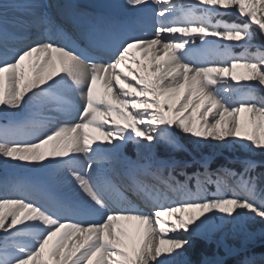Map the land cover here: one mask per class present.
<instances>
[{"label": "snow or ice", "instance_id": "obj_1", "mask_svg": "<svg viewBox=\"0 0 264 264\" xmlns=\"http://www.w3.org/2000/svg\"><path fill=\"white\" fill-rule=\"evenodd\" d=\"M126 4L120 28L94 27L81 47L62 20L70 0H0V117L40 108L38 120L30 113L0 125V157L21 167L62 166L86 198L54 201L39 185L0 182V264H175L216 220L264 223V163L245 158L239 170L212 169L206 157L155 154L161 143L183 150L173 129L197 145L264 153V97L251 91H264V46L249 51L256 32L264 36V0ZM150 10L152 34H137ZM20 40L30 42L12 52L10 42ZM197 40L218 59L196 57ZM129 144L135 160L124 154ZM79 155L84 171L75 167ZM121 222H135L134 231Z\"/></svg>", "mask_w": 264, "mask_h": 264}, {"label": "bare ground", "instance_id": "obj_2", "mask_svg": "<svg viewBox=\"0 0 264 264\" xmlns=\"http://www.w3.org/2000/svg\"><path fill=\"white\" fill-rule=\"evenodd\" d=\"M45 2L52 3L55 2V0H45ZM61 3H64V0H61ZM70 3L72 7H66V10L64 11V14L62 16V20L65 26L71 30L72 39L75 40L78 44L80 42L82 44H79L81 47H83V42L87 40L90 30H92L94 27H106L108 25H111L114 28H120L125 17L128 15L126 0H70ZM150 7L154 8V6ZM11 15L12 13H9V16ZM100 16H103L106 19L104 21H100L98 19V17ZM224 18L226 19V17ZM232 19L236 20L237 17L232 16ZM155 20L156 18L153 14V11L151 10L148 11L145 15L141 16L136 25L137 34L146 33L148 35H151L155 25ZM14 31H17L20 35L24 34L22 30L19 29H14ZM73 35L75 36L74 38ZM209 39L215 40L217 42V45L231 46L230 51L234 54L238 55L243 51V47L241 45H234L233 43H231V41H224L221 38L216 37H209ZM29 42L30 41L27 40L10 42L9 47L12 49V52H14L18 51L20 47ZM196 44L197 50L194 53L196 57L209 62L218 59V56L215 54L201 51L199 40L196 41ZM249 51L255 52L256 48L252 47L251 49H249ZM0 52H2V49H0ZM12 52L9 53V58H11ZM137 55L139 56L140 54L137 53ZM132 66L135 67V65ZM101 91H103V89H101ZM262 97H264V95H262ZM30 113L38 120L40 115L39 106L33 107L30 105L29 108L24 112H16L15 116H10L9 119L0 117V125H7L9 123V120L23 121L26 117L29 116ZM96 135L99 136L98 133H96ZM124 153L126 155V151ZM210 165L212 169L222 166L229 167L224 164L215 165L213 163H210ZM86 166V158L83 155H79L75 167H77V169L81 171H84L86 170ZM101 167L108 170L110 174L112 173L111 166L109 167L107 164H102ZM195 167H198V165H195L194 169ZM112 179L114 183H119L120 177L113 174ZM225 179L228 180L229 183H231V181L227 177H225ZM12 180H17L29 185H39L54 201H79L82 199H86L83 196V193L80 192L79 188L74 183L72 177L62 166H52L46 169L33 168L29 166L21 167L18 166L15 162L6 163L4 158L0 157V182ZM125 194L129 196V199L143 206L142 201L137 197H135L131 193ZM236 222H238V224L240 222V226L236 227L233 223H221V221L216 220L206 229H204L199 235L206 239L214 241L218 247H222L223 249L229 248L230 250H236L239 249L241 245L243 247L245 245L244 242H240L241 244L238 245L236 240V238L241 236L242 229H245L247 234L252 237L264 231V223H262L260 221V218L258 217L255 219L240 220ZM121 223L124 224L125 227L133 231L136 226L135 222ZM0 236H2V233H0ZM263 249L264 248L260 250L256 249L248 253L241 252V254L239 255L240 261L238 264H264ZM187 257L188 259L185 257V255L183 257H175V264H181V262L184 260H191L189 256Z\"/></svg>", "mask_w": 264, "mask_h": 264}, {"label": "rangeland", "instance_id": "obj_3", "mask_svg": "<svg viewBox=\"0 0 264 264\" xmlns=\"http://www.w3.org/2000/svg\"><path fill=\"white\" fill-rule=\"evenodd\" d=\"M64 2H65V0H64ZM232 16H235L236 17L235 14H226L224 17H226V20H234V19H232ZM231 43H233L234 45H238V44H236V42H231ZM253 44H254V47L255 48L264 46V42L258 43V42L253 41ZM261 50H264V47H261ZM238 72L245 73L246 70L243 69V68H241V69H238ZM252 83H255V82H252ZM245 91H249V89H245ZM251 91L254 92V94H255L256 97H261L260 94H264V91H262L260 88H254V89H251ZM172 131L174 132V134H175L176 138L178 139V141L180 142V144L183 145V150L184 151H187L186 149H188V148H186V146L184 145V143L180 140L179 133H181L184 136H187V135H185L182 132H179L178 130H175V129H173ZM188 137H190L193 141H195V139L193 137H191V136H188ZM199 145L201 147H204L207 150V153L204 154V153H201V151L190 150V152H188V155L191 158L190 162L191 161H199L202 157L209 158L210 163L212 161L211 159H217L218 157H222L224 159V161L231 162L233 160H237L235 158H238L237 157L238 156V153H242V154H244L245 156H247V157H249L251 159H256V158H253V156H255L257 154H264V153H260L259 151L249 152L246 147H242L239 144L229 145L227 147H223V146L217 147L215 145V142H213L212 144L203 143V144H199ZM159 147H163L164 149H168L169 152L177 151L175 149L170 148L168 145H166L164 143H161V144L157 145L156 148H155V154H156V156H157L158 148ZM128 149H131L134 154H133V156H128L126 154V156L129 157V158H131L132 160H135L136 159V151L137 150L131 144L127 145L124 148V152L126 150H128ZM107 165L109 167L111 166L109 164H107ZM217 168H220V167H216L214 169H217ZM238 170H239V168H238ZM191 171H193V170H190L189 172H191ZM210 190L212 192H214L215 191V188L212 187ZM233 224L236 227L240 226V222H239V224H238V222H233ZM195 238H200L201 240L204 241V243L206 245L211 246L212 247V250H213L212 255L205 256V257L202 258V260H201V263L202 264H204V262L206 260H211L213 262V264H223V263L226 264V261L227 260H230V259L236 260L235 263L238 264L239 263V257L238 256L241 254V252L248 253L250 251L256 250V248H258L260 246L261 247L264 246V231L258 233L256 236L252 237V236H249L247 234V232L245 231V229H242L241 230V236L238 237V238H236V240H237V244L238 245L241 244L240 242H244L245 245H244V247L241 245V247H239V249H236V250H230L229 248L223 249L222 247H218L217 244L214 241L209 240V239H206V238L202 237L199 234ZM187 256L188 255H187V252H186L185 257L188 259ZM189 261L191 262V264H197V263H195V262H193L191 260H189Z\"/></svg>", "mask_w": 264, "mask_h": 264}, {"label": "trees", "instance_id": "obj_4", "mask_svg": "<svg viewBox=\"0 0 264 264\" xmlns=\"http://www.w3.org/2000/svg\"><path fill=\"white\" fill-rule=\"evenodd\" d=\"M254 41L258 42V43L264 42V37L261 36L259 32H256V36H255ZM179 138L184 143L186 148H188V149H186L187 151L182 150V151L169 152L168 149H164L163 147H159L157 157H159L161 159L172 158V159H176L179 161H189L190 162L191 158L188 155V152H190V150L201 151V153H204V154L207 153V150L204 147L197 145L196 142L193 141L190 137L184 136L181 133H179ZM126 154L128 156H133L134 153L131 149H128V150H126ZM237 157L238 158H235V157L234 158L237 160L249 158L242 153H238ZM253 158H256L254 160H256L258 162L264 163V154H257L255 156H253ZM211 160H212L211 163H213L215 165L224 164L226 166H229V167L237 169V170H238V168H240V165L238 163H236L237 160L227 162V161H224V159L222 157H218L217 159H211ZM195 165L196 164H194L193 167L189 168L188 170H193ZM261 170H264V169H258V171H261ZM262 248H264V246H262V247L260 246L256 249L260 250ZM212 253H213L212 247L209 245H206L204 243V241L201 240L200 238L193 239L191 247H189L187 249V255L190 257L191 261H193L197 264H202L201 263L202 258L205 256L212 255ZM238 257H239V261H240V256H238ZM235 262H236V260L230 259V260L226 261V264H236Z\"/></svg>", "mask_w": 264, "mask_h": 264}]
</instances>
